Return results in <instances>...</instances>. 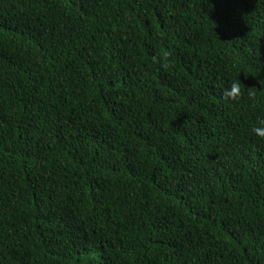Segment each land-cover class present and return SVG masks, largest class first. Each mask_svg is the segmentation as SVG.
I'll use <instances>...</instances> for the list:
<instances>
[{"label":"trees","instance_id":"16d2710c","mask_svg":"<svg viewBox=\"0 0 264 264\" xmlns=\"http://www.w3.org/2000/svg\"><path fill=\"white\" fill-rule=\"evenodd\" d=\"M261 117L264 0H0V264H264Z\"/></svg>","mask_w":264,"mask_h":264},{"label":"clouds","instance_id":"9594fccd","mask_svg":"<svg viewBox=\"0 0 264 264\" xmlns=\"http://www.w3.org/2000/svg\"><path fill=\"white\" fill-rule=\"evenodd\" d=\"M245 89H247V95L249 97L256 95L255 87L242 88V83L238 78L232 79L229 81L228 86L222 89V95L228 101H235L241 97ZM251 133L264 138V117L258 118L256 124L251 128Z\"/></svg>","mask_w":264,"mask_h":264}]
</instances>
